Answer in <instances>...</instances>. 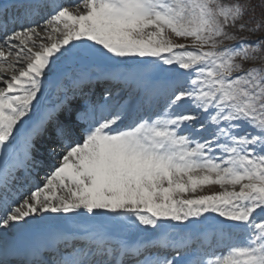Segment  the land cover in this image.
I'll return each mask as SVG.
<instances>
[{"label":"snow or ice","instance_id":"obj_1","mask_svg":"<svg viewBox=\"0 0 264 264\" xmlns=\"http://www.w3.org/2000/svg\"><path fill=\"white\" fill-rule=\"evenodd\" d=\"M0 264H264V0H0Z\"/></svg>","mask_w":264,"mask_h":264},{"label":"rangeland","instance_id":"obj_2","mask_svg":"<svg viewBox=\"0 0 264 264\" xmlns=\"http://www.w3.org/2000/svg\"><path fill=\"white\" fill-rule=\"evenodd\" d=\"M217 190V186H212L211 188L205 189L204 193H198V194H207L209 191Z\"/></svg>","mask_w":264,"mask_h":264}]
</instances>
